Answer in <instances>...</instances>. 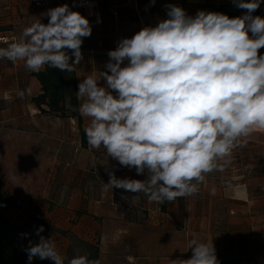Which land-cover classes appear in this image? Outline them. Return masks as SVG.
Instances as JSON below:
<instances>
[{
  "label": "crops",
  "instance_id": "0c3cea01",
  "mask_svg": "<svg viewBox=\"0 0 264 264\" xmlns=\"http://www.w3.org/2000/svg\"><path fill=\"white\" fill-rule=\"evenodd\" d=\"M37 1L0 0V48L32 23L47 24L44 14L60 6L59 0H47L48 5ZM62 1L92 27L75 69L78 85L86 76L106 71L108 52L122 39L167 19L168 6H179L192 17L208 2L236 6L234 0ZM246 11L240 9V16ZM252 15L264 18V0ZM259 52L264 55V48ZM41 92L40 81L23 61L0 59V222L25 229L34 217L50 225L46 238L51 237L65 263L73 235L99 248V264L189 259L192 239L212 241L218 261L264 264V134H253L237 146L222 171L206 175L198 194L161 205L149 202L143 192L106 188L109 172L138 180H146L147 172L137 174L108 157L103 147L83 144L81 128L85 132L90 118L82 116L80 128L76 117L43 113L35 101ZM27 236L39 240L31 229Z\"/></svg>",
  "mask_w": 264,
  "mask_h": 264
},
{
  "label": "clouds",
  "instance_id": "9594fccd",
  "mask_svg": "<svg viewBox=\"0 0 264 264\" xmlns=\"http://www.w3.org/2000/svg\"><path fill=\"white\" fill-rule=\"evenodd\" d=\"M234 3L247 10L244 15L199 11L192 17L168 6L167 19L122 39L108 52L106 71L79 83V112L90 118L88 144L103 147L137 174L147 172L146 180L109 172L106 188L143 192L161 205L196 195L206 175L222 171L237 146L264 134V55L259 52L264 18L252 15L261 0ZM44 15L48 23L25 27L16 41L0 48V59L23 61L30 72L46 66L74 72L83 59V38L92 33L89 20L67 4ZM43 231L41 225L39 241H29V264L35 257L65 264ZM188 248L189 259L170 264H219L212 241L192 239ZM68 264L98 262L78 255Z\"/></svg>",
  "mask_w": 264,
  "mask_h": 264
},
{
  "label": "trees",
  "instance_id": "16d2710c",
  "mask_svg": "<svg viewBox=\"0 0 264 264\" xmlns=\"http://www.w3.org/2000/svg\"><path fill=\"white\" fill-rule=\"evenodd\" d=\"M205 12H218L223 13L230 18H235L240 16V9L229 3H213L208 2L204 5ZM45 70H41L40 72L34 74L37 76L38 80L42 85V92L35 97V101L39 106L40 110L43 113H51L56 114L59 117L72 116L76 117L78 120L79 126L81 128L82 125V116L79 112V102L77 98V89L78 82L76 77V70L74 72H63L59 69H53L49 67H45ZM46 105L48 109L43 107ZM81 135L83 144L86 145L87 137L85 132L81 128ZM36 222L39 225H45L49 227L51 230L53 227L50 225L43 223L41 221H37L34 217H29L28 222L25 226L30 230V223ZM9 225L8 222L2 221L0 222V234L4 232L5 228ZM32 230V229H31ZM81 244L84 245L87 252L85 254L79 255H87L90 260H95L98 262L99 257V248L82 239L74 237ZM39 240H33V242H38ZM72 246V245H71ZM27 247L25 246H11V247H2L0 244V264H29L28 254L26 251ZM69 260L75 256L72 247L69 251ZM219 264H232V260L218 261ZM30 264H54V261L50 259L41 260L38 257L33 258ZM65 264H68L65 263ZM99 264V263H98Z\"/></svg>",
  "mask_w": 264,
  "mask_h": 264
},
{
  "label": "rangeland",
  "instance_id": "374dc122",
  "mask_svg": "<svg viewBox=\"0 0 264 264\" xmlns=\"http://www.w3.org/2000/svg\"><path fill=\"white\" fill-rule=\"evenodd\" d=\"M22 179H24V177H22ZM22 186L25 187L23 184ZM40 226L41 224L39 225L36 222L30 223V228L32 229L34 234H36V231ZM42 226L44 227V231L40 233V235H43L46 237L49 235L50 231L52 230L45 225H42ZM4 230L5 231L0 234V244L2 245V247L6 248L10 246L13 247L15 245H18V246L20 245L28 246L29 245L30 238L27 236L29 230L26 226L24 229L22 227L15 226V225L12 226V224L11 225L9 224ZM70 236H71V245H72L71 247L75 255H79L83 253L84 251L87 252L83 244L77 241V239H75L73 235H70Z\"/></svg>",
  "mask_w": 264,
  "mask_h": 264
},
{
  "label": "built area",
  "instance_id": "2783aa9c",
  "mask_svg": "<svg viewBox=\"0 0 264 264\" xmlns=\"http://www.w3.org/2000/svg\"><path fill=\"white\" fill-rule=\"evenodd\" d=\"M48 1L47 0H40V1H37V5H48ZM59 5L62 6L64 5L63 4V1L62 0H59ZM119 43V42H118ZM118 43L116 45V47L118 46Z\"/></svg>",
  "mask_w": 264,
  "mask_h": 264
}]
</instances>
